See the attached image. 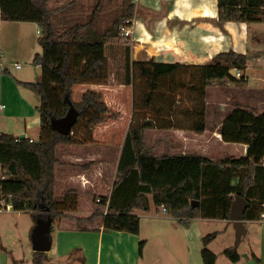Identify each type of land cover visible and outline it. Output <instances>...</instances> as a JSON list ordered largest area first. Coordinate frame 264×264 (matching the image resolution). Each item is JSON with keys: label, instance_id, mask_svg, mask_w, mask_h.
Returning a JSON list of instances; mask_svg holds the SVG:
<instances>
[{"label": "crops", "instance_id": "0c3cea01", "mask_svg": "<svg viewBox=\"0 0 264 264\" xmlns=\"http://www.w3.org/2000/svg\"><path fill=\"white\" fill-rule=\"evenodd\" d=\"M22 2L0 0V8L11 15L8 21L13 18L12 10L22 12L18 16L22 26L29 23L24 24L26 20L39 22L38 11V16L34 14L33 17L28 0V4L26 0ZM132 2L135 4L133 17L136 23L133 40L137 41L132 46L134 51L144 50V58L199 64L211 61L217 53L231 49L247 55V66L243 70L239 69L240 75L235 74V79L214 80L206 86L207 125L203 132L193 128L194 117L187 114V106L181 105L172 111L178 113L170 116L175 124L164 126L155 120L157 124L145 131L147 144L153 145L154 151L161 154L199 152L212 159L246 156L249 145L224 140L221 127L226 117L236 108L255 109L258 113L264 111V20H220L219 0ZM4 20L0 16V26ZM40 33L39 23L37 40ZM132 59L139 57L133 56ZM113 77L111 73L106 84L85 82L73 86V98L76 101H81L87 91L95 90L106 101L108 111L95 125L91 139L58 146L56 197L60 211L67 216L56 217L52 223L54 228L50 232L52 247L47 252L48 264H204L203 238L213 231L218 234L209 243V247L218 255L217 264H264V212L256 219L243 218V227L239 229L231 217L177 218L169 210L163 211L162 205H154L152 193H146L148 208L134 211L141 219L139 233L106 230L101 218L88 224L96 229L78 227L76 217L108 211L128 131L134 118L133 105L128 107L116 104L123 97L119 94L120 89L126 87L123 83L114 84ZM142 110L147 111V119L154 120L149 114L151 109ZM166 118H169L168 115ZM39 120L41 127L40 116ZM37 133L30 136L24 134L38 139L40 128ZM126 160L129 163L126 165L130 167V152L126 153ZM0 171V179H5L1 167ZM262 172L264 176V168ZM132 174L133 178L115 191V207H121L136 194L139 183L135 170ZM238 177L232 178L231 183H237ZM254 192L255 196L264 195L260 183L257 182ZM98 197L107 198V202L97 201ZM3 207L14 209L10 203H3ZM221 236L222 241L218 243ZM142 239L145 245L143 255H140ZM231 245L236 246L241 254L238 262L231 261L223 254V250ZM12 252V247L0 243V264H11L10 259L14 257Z\"/></svg>", "mask_w": 264, "mask_h": 264}, {"label": "trees", "instance_id": "16d2710c", "mask_svg": "<svg viewBox=\"0 0 264 264\" xmlns=\"http://www.w3.org/2000/svg\"><path fill=\"white\" fill-rule=\"evenodd\" d=\"M53 0H30L41 10L39 19L41 33L38 42L41 52L34 61L41 65V78L24 84L40 94L38 110L41 118L40 137L30 141L8 133H0V167L6 175L0 179V209L3 203H10L16 210H30L36 223L39 218L67 216L60 211L56 197V170L59 161L57 150L60 144L83 143L92 138L95 125L108 111L106 101L95 90L87 91L81 101L73 98V86L77 83H102L108 79V56L106 40L119 35V25L126 17L135 13V4L128 0L120 8L113 23L103 32L93 30V23L98 15L95 8L87 22L68 26H59L55 21L57 11L67 5L53 8ZM220 20L254 21L264 20V0H219ZM0 16L10 19L11 15L0 8ZM141 74L145 75L153 91L160 87L165 77L174 76L179 71L199 72V82L192 83L191 89L200 92L202 98L187 106V114L194 115L193 128L203 132L207 125L206 86L214 80L235 79L230 72L236 67L243 70L247 66V55L233 49L217 53L211 61L204 63L162 62L139 60ZM128 68L130 60L127 59ZM130 70L126 82H131ZM242 77V76H241ZM242 79V78H241ZM184 83V82H183ZM151 90V91H152ZM152 92L146 104L134 106V118L129 128L119 173L110 197L107 212H94L87 217H76L81 229H96L91 225L101 218L106 230H122L139 233L140 216L136 209H146L149 202L146 193H152L156 205H166L169 212L180 219L194 217L230 218L235 195H242L249 200L244 209L243 218L256 219L264 212V195L255 196L257 182L264 188V111L255 109H234L224 120L221 133L226 141L245 142L249 145L248 153L243 157L226 156L212 159L210 156L195 152L188 154L154 151V146L147 144L145 131L157 123L146 115L135 118V112L142 109L165 110L164 106L152 105ZM180 105H171L168 110ZM78 112L77 119L70 133H62L53 128V121L66 116L71 109ZM170 112V111H169ZM174 120L160 123L170 126ZM175 124V123H174ZM19 138V140H18ZM131 153L132 165L126 160ZM137 173L139 183L136 194L121 207H115L113 195L128 179ZM122 172V173H121ZM239 176L237 183L232 178ZM199 204L193 206L192 200ZM106 203L107 198L99 201ZM35 223V225H36ZM54 226L52 225L51 230ZM50 230V232H51ZM213 231L204 236L202 257L204 264H217L218 255L209 243L217 236ZM145 240L140 241L139 253L143 255ZM38 264H42L45 251H36ZM231 261L238 262L241 254L236 246L223 250ZM256 260L260 261L257 255ZM85 264V262H83Z\"/></svg>", "mask_w": 264, "mask_h": 264}, {"label": "rangeland", "instance_id": "374dc122", "mask_svg": "<svg viewBox=\"0 0 264 264\" xmlns=\"http://www.w3.org/2000/svg\"><path fill=\"white\" fill-rule=\"evenodd\" d=\"M126 1L128 0H53L51 5L53 8L67 5L66 9L59 10L55 14V21L59 26L87 22L92 11L97 8L98 15L93 23V30L100 33L113 23L121 6ZM20 3L23 4L22 0ZM28 3L32 16L34 17V14L38 16L36 13L38 11L41 17L40 8L32 5L30 0ZM11 12L12 20L5 19L0 26V63L6 66L0 67V104H5V107L0 108V133L16 136L22 133H26L27 136L38 135L37 132L39 128L41 129L38 110L41 96L27 87L24 82L40 80L41 66L34 61L36 54L42 49L36 38L39 22L34 19L26 20L24 24L29 23L22 26L19 24L21 18L18 17L22 12L12 10ZM135 42L137 41L133 40L132 42L131 39L120 34L106 40L105 52L108 56L109 73L110 75L113 73L115 79L113 83H123L126 87L123 90L120 89L119 94L123 97L116 101V104L128 107L143 106L146 104L149 92H152V105L164 106L165 110L162 113H154V109H151L152 112L149 114L154 117V121L163 123L166 119L173 120L170 118L171 114L178 113L172 112L175 109H169V113L168 108L171 105L188 106L202 98L200 92L195 93L194 89H191L192 83L199 82V72L196 70L192 73L193 69L181 70L174 76L163 78L160 87L153 91L146 76L141 74L140 65L135 62L156 60V58H144L146 56L144 50L135 49L134 51L132 45ZM133 56H138L139 59H132ZM127 59L130 60L129 68ZM17 63L22 66L17 68L15 66ZM129 70L131 82H126ZM110 75L102 83H108ZM147 114V111L140 108L135 112V118ZM159 114L161 116H158ZM166 115L169 118H166ZM188 115L194 117L192 113ZM190 121L188 120V122ZM154 205L156 204L154 203ZM8 209L3 207L0 211V243L3 242L6 246L13 248L14 257L10 259L11 264H38L40 258L36 257L32 240V232L36 223L32 212L27 210L28 212L19 213L15 209ZM222 237L218 243L222 241ZM47 252L41 259L42 264L47 262Z\"/></svg>", "mask_w": 264, "mask_h": 264}, {"label": "water", "instance_id": "95a60500", "mask_svg": "<svg viewBox=\"0 0 264 264\" xmlns=\"http://www.w3.org/2000/svg\"><path fill=\"white\" fill-rule=\"evenodd\" d=\"M230 72L235 75L236 67L231 68ZM77 116L78 112L76 111V109L72 108L66 116L53 121V128L62 133H70L72 130V126L77 119ZM20 137H25V134L22 133ZM198 204V200H192L193 206ZM248 204L249 200L246 197L242 195H235L230 217L236 222V225L239 229L243 227V213L244 209L248 206ZM52 223L53 219L51 216H49L47 219L43 217L38 219L32 232L34 250L46 252L51 249L52 239L50 235V230L52 227Z\"/></svg>", "mask_w": 264, "mask_h": 264}, {"label": "built area", "instance_id": "2783aa9c", "mask_svg": "<svg viewBox=\"0 0 264 264\" xmlns=\"http://www.w3.org/2000/svg\"><path fill=\"white\" fill-rule=\"evenodd\" d=\"M135 30H136V23H135V18L134 17H126L124 20L119 25V34L124 36L125 38L129 39H134L135 38ZM17 68H20L22 64L17 63L15 65ZM0 67H6L3 63H0ZM236 74L240 75V70L236 68ZM1 107H5V104H2ZM26 137V134H25ZM21 138V137H20ZM30 141H34L35 138L33 137H28ZM19 140V138H18ZM263 165H264V158H263ZM101 198L98 197L97 201H100ZM162 210L163 211H168V208L166 205H162ZM106 212V211H104ZM264 216V213L262 214Z\"/></svg>", "mask_w": 264, "mask_h": 264}]
</instances>
